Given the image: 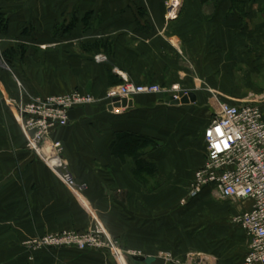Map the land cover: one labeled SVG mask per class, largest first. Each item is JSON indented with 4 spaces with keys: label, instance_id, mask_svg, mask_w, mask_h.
<instances>
[{
    "label": "crops",
    "instance_id": "1",
    "mask_svg": "<svg viewBox=\"0 0 264 264\" xmlns=\"http://www.w3.org/2000/svg\"><path fill=\"white\" fill-rule=\"evenodd\" d=\"M166 1L0 0L8 21L7 34H0L2 53L14 51L11 69L0 70V264H149L75 249L29 260L22 247L26 238L84 232L94 218L136 257H162L165 264L243 263L249 239L232 224L231 205L243 211L248 204L222 200L218 215L199 213V202L216 207L209 192L182 204L169 196V187L178 181L188 189L204 162L203 131L210 121L200 131L203 149L188 145L191 111L208 106L195 93L205 90L201 78L210 90L224 92L229 105H258L264 120V0H170L171 8L179 5L178 20L166 17ZM100 58L106 61L98 64ZM14 74L33 95L85 90L96 98L72 109L67 127L51 136L63 146L77 195L25 148L16 101L10 100L18 96ZM126 82L178 85L196 102L173 106L169 95L141 94L131 108L108 111L105 94ZM209 103L213 108L215 99ZM116 132L165 143L155 154L151 146L145 150L162 174L184 178H167L157 193H148L132 175L133 160L112 154Z\"/></svg>",
    "mask_w": 264,
    "mask_h": 264
},
{
    "label": "built area",
    "instance_id": "2",
    "mask_svg": "<svg viewBox=\"0 0 264 264\" xmlns=\"http://www.w3.org/2000/svg\"><path fill=\"white\" fill-rule=\"evenodd\" d=\"M178 85L162 89L152 84L124 83L106 94L109 105L118 98L133 100L137 95L171 93L180 100ZM95 103L90 94L73 91L47 97H33L27 102H13L16 120L25 148L38 158L57 179L77 195L78 186L68 169L60 141L51 139L58 130L66 128L69 112ZM214 117L203 131L205 158L195 172L189 198L204 191L223 201L247 203L246 210L232 217V224L249 239L248 251L242 264H264V120L258 105L232 106L215 100ZM122 109H113L119 113ZM184 202V201H183ZM99 224L87 231H63L26 243L32 251L50 248H75L80 251L108 249L117 262L124 261L125 252L115 250L112 240L104 236ZM25 244V243H24Z\"/></svg>",
    "mask_w": 264,
    "mask_h": 264
},
{
    "label": "rangeland",
    "instance_id": "3",
    "mask_svg": "<svg viewBox=\"0 0 264 264\" xmlns=\"http://www.w3.org/2000/svg\"><path fill=\"white\" fill-rule=\"evenodd\" d=\"M169 1L170 0H167L166 3H165V9H166V17L168 19H173V20H178L179 19V16L180 14L178 13V9H179V5L176 4L174 6V8H170V5H169ZM179 14V15H178ZM2 47H3V44L0 43V70L2 71H5L7 70L8 68H10V63L14 62V61H11L9 63V60L11 59V57L9 59H7L8 57L6 56V53L3 54L2 53ZM49 47L46 46L45 49H48ZM14 51H12L11 53H13ZM99 58V57H98ZM98 60V64H103L106 60L104 59H97ZM97 60H96V63H97ZM41 60L37 59V62H40ZM30 62H32L31 60H26V65L29 67L30 66ZM11 69V68H10ZM16 80H14V83H19V86L17 84V97L15 95L14 98H11L10 100L11 101H23L24 102L30 100L31 98L33 97H47V96H56L55 94H67V93H70V92H73V91H79V92H82L83 94H90L92 97L93 95L91 93H88V92H85V90L81 91V90H73V91H70V92H59V93H53V94H31L29 93L23 82H21V80L16 76V74H14L13 76ZM194 79H198L197 76H193ZM202 84L200 87H202V89L204 90V92H195L197 95H199V99L202 100V104H205V105H208V106H204V109H200L199 111L197 109H195L194 111L192 110L191 111V115H190V119H191V123L190 125L192 126V132H191V135H190V138H189V141H188V145L189 147H192V148H199V149H203L202 144L201 143V128H203L213 117H214V109L212 108V105H210L209 101L210 99H212V101L217 100L218 102H221V103H226L225 100L222 99V96L224 94V92H215V91H212L209 89V86L204 83H206L204 80H202V78L200 79ZM18 81V82H16ZM154 86H159L160 88L162 89H171L172 86L174 85H171L169 87H163L161 85H158V84H152ZM25 89V93H23V88ZM18 88H19V92H18ZM180 88V92H178V94L182 95L184 91H182V88L179 86ZM114 89V88H113ZM162 94H166V95H169L170 98H172V94L171 93H162ZM106 95V94H105ZM251 97V95L249 96ZM18 98V99H16ZM94 99H96L95 97H93ZM106 98V97H105ZM21 99V100H20ZM228 104V103H227ZM13 107V105H12ZM203 108V107H202ZM17 121V120H16ZM173 141H171L172 143ZM158 142H154V146H153V151H154V154L156 152V150H158L160 147H163V149H165L166 145L165 143H160L159 145L157 144ZM192 144V145H190ZM156 156H154L155 158ZM153 162L155 163V167H156V170H157V174L158 176L155 178L153 175L149 174V170L148 171H139L137 172L135 175L134 173L132 174L133 177L138 181V182H141L143 185L146 186V191L149 193V192H153V194L157 193L158 190L161 189V187L164 186V184L167 182V178L172 180V179H176L175 177H177L176 180H179V179H183L184 178V173H175L174 171H169V172H164V174H162V172H160L159 168H158V165H157V162L155 159H153ZM164 171V169H163ZM182 174V175H181ZM191 173H188L187 172V180H188V176L190 175ZM178 175V176H177ZM195 175V173H194ZM193 181H194V177L192 179V182H191V185L190 187L187 189L185 188L184 186L182 187V184L179 183L178 181H176V184L174 185V188H171L169 187V196L170 197H178L179 196V201L182 199V204H184V200L185 199H188L190 197V194H191V191H192V185H193ZM206 192H209V191H204V193ZM184 195V196H183ZM183 196V197H182ZM206 196H212L214 197V200H216V207H207L205 204H201L199 202V205L196 206L195 210L194 211H198L199 213H204V212H216L217 215L219 214L220 211H222V209L220 208V205H221V202L222 200L218 199V197L216 195H212L211 193L210 194H207ZM181 202V201H180ZM180 206H181V203H180ZM232 207V214L235 215L236 213H238V209L232 204L231 205ZM218 217V216H216ZM218 219V218H216ZM93 224L92 226L96 225V224H99L100 225V228L101 226L103 227L102 230L104 231V236L107 237V238H110L112 240V244L114 245V248L115 250H118V251H121V252H125L126 255L130 256L132 255V251L130 250H126L120 243V241L118 239H115L112 237V235L108 232V230L102 225V223L97 220V219H93L92 220ZM203 223V222H201ZM88 230V229H87ZM86 230V231H87ZM63 232V231H62ZM73 232H78V233H81L79 231H74ZM85 232V231H84ZM58 233H61V232H58ZM58 233H47V234H44V235H41V236H35V237H31V238H26L23 242H22V247L24 248V250L27 252L28 254V258L29 260H32L33 259V255L36 254V253H46V252H51V251H59V250H63V249H75V248H50V249H39L38 251H32L30 250V248L27 247L26 243L28 241H33L34 239H41L42 237H45L47 235H53V234H58ZM25 243V244H24ZM77 251H80L78 249H75ZM91 250V249H89ZM86 251V250H84ZM96 251H103V252H107L108 254H110L112 256V254L108 251V249H98ZM113 257V256H112ZM113 259L115 260L116 258L113 257Z\"/></svg>",
    "mask_w": 264,
    "mask_h": 264
},
{
    "label": "trees",
    "instance_id": "4",
    "mask_svg": "<svg viewBox=\"0 0 264 264\" xmlns=\"http://www.w3.org/2000/svg\"><path fill=\"white\" fill-rule=\"evenodd\" d=\"M8 31V21L4 13L0 12V34L5 35ZM6 56H13L11 51L6 52ZM153 141H148L142 137L129 134L127 132H116L113 135V141L110 146L111 152L117 158H123L124 156H129L134 164L135 168L133 170L134 175L139 171H148L149 174L153 175L155 178L158 176L155 163L153 159L148 156L146 148L153 149ZM204 193V192H203ZM206 194V193H205Z\"/></svg>",
    "mask_w": 264,
    "mask_h": 264
},
{
    "label": "water",
    "instance_id": "5",
    "mask_svg": "<svg viewBox=\"0 0 264 264\" xmlns=\"http://www.w3.org/2000/svg\"><path fill=\"white\" fill-rule=\"evenodd\" d=\"M196 102V95L194 93H188L180 98V100L168 101V104L177 106V105H188L190 103ZM133 106L132 100L126 101L124 99L120 100L115 98L112 100V104L108 105L107 110L112 111L113 109H126L131 108ZM135 261L139 262H148L149 264H165V259L162 257L155 258H144L140 256L133 257Z\"/></svg>",
    "mask_w": 264,
    "mask_h": 264
},
{
    "label": "bare ground",
    "instance_id": "6",
    "mask_svg": "<svg viewBox=\"0 0 264 264\" xmlns=\"http://www.w3.org/2000/svg\"><path fill=\"white\" fill-rule=\"evenodd\" d=\"M171 8V7H170ZM78 186V185H77Z\"/></svg>",
    "mask_w": 264,
    "mask_h": 264
}]
</instances>
